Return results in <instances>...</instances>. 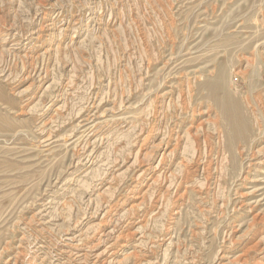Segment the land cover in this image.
I'll return each mask as SVG.
<instances>
[{
	"label": "rangeland",
	"instance_id": "374dc122",
	"mask_svg": "<svg viewBox=\"0 0 264 264\" xmlns=\"http://www.w3.org/2000/svg\"><path fill=\"white\" fill-rule=\"evenodd\" d=\"M258 220L264 0H0V264H264Z\"/></svg>",
	"mask_w": 264,
	"mask_h": 264
},
{
	"label": "bare ground",
	"instance_id": "6f19581e",
	"mask_svg": "<svg viewBox=\"0 0 264 264\" xmlns=\"http://www.w3.org/2000/svg\"><path fill=\"white\" fill-rule=\"evenodd\" d=\"M244 58H245V57H244ZM246 59H247V58H245V60H246ZM240 71H241V70H240ZM240 75H241V74H240ZM219 76H223V75L221 74V75H219ZM224 77H225V76H224ZM219 78H220V77H219ZM219 78H218V79H219ZM221 78H222V77H221ZM215 80H216V79H215ZM223 81H224V79H223ZM220 82H221V81H220ZM216 84H217L218 86H217ZM216 84H214V85L211 84V88L213 87V90H218V89H219L218 91H221V92H222V91H223V88H224V86H223L224 84H223V85H222V84L219 85L218 83H216ZM220 88H221V89H220ZM218 101H219V100H218ZM222 101H223V100H222ZM220 104H221V108H222L223 112L225 113V118L223 119V121H224V123L230 128V131H231L232 133H233V132L236 133V131L239 129V125L241 126V128H242L243 130H245L246 127H245V125H244V123H243V121H242L243 119H242V117L240 116V114H237V116H238V120H237V121H234V119H233V117H232V115H231V113H230V111H231L230 109H231V108H226V105L224 104V102H221ZM214 113H215V112H214ZM216 114H217V113H216ZM214 120H215V119H214ZM239 121H240V122L242 121V122L239 124ZM213 123H214V122H213ZM257 123H258V122H257ZM199 125H200V124H199ZM191 127H192V126H191ZM191 127H190V128H191ZM190 128H189V129H190ZM193 128H194V127H193ZM210 128H211V127H210ZM215 128H216V127H215ZM218 128H219V127H218ZM186 130H188V129H186ZM162 131H163V130H162ZM195 131H196V130H195ZM200 131H201V130H200ZM187 132H188V131H187ZM228 132H229V131H228ZM231 132H230V133H231ZM219 133H220V132H219ZM196 135H197V134H196ZM196 135H195V136H196ZM227 135H228V138H229V139L232 138V134H227ZM206 136H208V135H206ZM221 139H222V138H221ZM229 141H231V140H229ZM203 142H204V141H203ZM195 144H196V143H195ZM197 149H198V148H197ZM172 151H173V150H171V152H172ZM162 152H163V151H162ZM160 156H161V155H160ZM162 157H163V155H162ZM188 165H189V164H188ZM194 165H195V164H194ZM186 166H187V165H186ZM183 167H184V166H183ZM188 167H189V166H188ZM190 168H191V167H190ZM184 169H185V168H184ZM187 170H188V169H187ZM191 170H192V168H191ZM188 171H189V170H188ZM141 172H142V171H141ZM176 173H177V172H176ZM153 174H154V173H153ZM148 176H150V175H148ZM151 178H152V177H151ZM151 178H150V179H151ZM153 182H154V181H153ZM143 195H144V194H143ZM137 197H138V196H137ZM143 198H144V197H143ZM143 198H142V200H143ZM137 202H138V201H137ZM141 203H142V202H141ZM135 206H136V205H135ZM140 206H141V205H140ZM131 207H132V206H131ZM133 207H134V206H133ZM136 207H137V206H136ZM136 207H135V208H136ZM137 209H138V207H137ZM113 210H114V209H113ZM117 211H118V210H117ZM117 211H116V212H117ZM114 212H115V211H114ZM109 213H110V212H109ZM110 214H111V213H110ZM115 214H116V213H115ZM117 214H119V213H117ZM113 215H114V214H113ZM114 217H115V216H114ZM114 217H113V218H114ZM254 217H255V216H254ZM109 218H110V217H109ZM257 218H259V217H257ZM261 218L263 219V217H261ZM259 219H260V218H259ZM110 220H111V219H110ZM110 220H109V221H110ZM254 220H255V219H254ZM256 220H257V219H256ZM105 221H106V219H105ZM111 221H112V220H111ZM258 221H261V220H258ZM262 221H264V220H262ZM262 221H261V222H262ZM101 223H102V222H101ZM106 224H107V223H106ZM102 226H103V225H102ZM108 226H109V225H108ZM101 228H102V227H101ZM98 229H99V228H98ZM110 229H111V228H110ZM104 230H105V229H104ZM111 230H112V229H111ZM96 232H97V230H96ZM96 232H95V233H96ZM100 232H101V231H100ZM102 232H103V231H102ZM98 233H99V232H98ZM255 233H256V232H255ZM103 234H104V232H103ZM111 234H112V233H111ZM128 234H129V233H128ZM253 234H254V233H253ZM99 235H100V233H99ZM99 235L97 234V236H99ZM104 235H105V234H104ZM112 235H113V234H112ZM251 235H252V234H251ZM105 236H106V235H105ZM113 236H114V235H113ZM116 236H117V235H116ZM142 236H143V235H142ZM110 237H111V236H110ZM137 237H138V236H137ZM21 238H22V237H21ZM97 238H98V237H97ZM104 238H105V237H104ZM23 239H24V238H23ZM68 239H69V238H68ZM74 239H75V238H74ZM92 239H93V237H92ZM111 239H113V238H111ZM116 239H117V238H116ZM71 240H72V239H71ZM99 240H100V239H99ZM103 240H104V239H103ZM118 240H119V239H118ZM118 240H117V241H118ZM250 240H251V239H250ZM73 241H74V240H73ZM93 241H94V240H93ZM93 241H92V242H93ZM106 241H107V239H106ZM111 241H112V240H111ZM253 241H254V240H253ZM253 241H252V242H253ZM260 241L264 242V236H262V237H261V238H260L255 244H253V243H254V242H253L252 245H251V246L247 249V251H245V252L247 253V252L249 251V249H250V250H255V251H256V250L258 249V245H259V242H260ZM71 242H72V241H71ZM108 242H109V241H108ZM114 242H115V241H114ZM140 242H141V241H140ZM76 243H77V242H76ZM95 243H97V242H95ZM104 243H105V242H104ZM99 244H100V242L98 243V245H99ZM37 245H38V244H37ZM104 245H105V244H104ZM110 245H111V243H110ZM122 245H123V244H122ZM136 245H137V244H136ZM86 246H87V245H86ZM89 246H92V245H89ZM263 246H264V245H263ZM263 246H261V247L263 248ZM34 247H35V246H34ZM36 247H37V246H36ZM82 247H83V246H82ZM104 247H105V246H104ZM108 247H109V246H108ZM42 248H43V247H42ZM89 248H90V247H89ZM113 249H114V248H113ZM115 249H116V248H115ZM115 249H114V250H115ZM134 249H135V248H134ZM139 249H140V247H139ZM17 250H18V249H17ZM36 250H37V249H36ZM88 250L91 251L90 249H88ZM102 250H103V249H102ZM102 250H101V252H102ZM110 250H111V249H110ZM136 250H138V249H136ZM259 250H260V247H259ZM23 251H24V253H25V250H23ZM42 251H43V250H42ZM86 251H87V250H86ZM106 251H107V250H106ZM111 251H112V250H111ZM120 251H121V250H120ZM16 252H17V251H16ZM16 252H15V253H16ZM39 252H40V251H39ZM112 252H113V251H112ZM115 252H116V251H115ZM138 252H139V251H138ZM19 253H20V252H19ZM77 253H78V252H77ZM97 253H98V252H97ZM103 253H104V252H103ZM106 253H108V252H106ZM113 253H114V252H113ZM130 253H131V252H130ZM94 254H95V253H94ZM108 254L111 255V252H109ZM114 254H115V253H114ZM137 254H138V253H137ZM14 255H16V254H14ZM26 255H27V254H26ZM45 255H46V254H45ZM92 255H93V254H92ZM100 255H101V254H100ZM116 255H117V254H116ZM124 255H125V254H124ZM126 255H127V254H126ZM126 255H125V256H126ZM130 255H131V254L128 253V257H129ZM246 255H247V254H246ZM89 256H90V255H89ZM243 256H244V255L242 254V257H243ZM14 257H16V256H14ZM25 257H26V256H25ZM25 257H24V258H25ZM31 257H32V256H31ZM31 257H30V258H31ZM55 257H56V255H55ZM78 257H79V256H78ZM86 257H87V256H86ZM93 257H94V256H93ZM95 257H96V256H95ZM98 257H99V256H98ZM106 257H107V256H106ZM108 257H109V256H108ZM130 257H131V256H130ZM19 258H20V256H19ZM46 258H47V257H46ZM52 258H53V257H52ZM89 258H90V257H89ZM91 258H92V257H91ZM104 258H105V256H104ZM124 258H125V257H124ZM124 258H123V259H124ZM235 258H236V257H235ZM240 258H241V257H240ZM53 259H54V258H53ZM93 259L95 260V259H97V258H93ZM107 259H108V258H107ZM113 259H114V258H113ZM120 259H122V258H120ZM125 259H126V258H125ZM130 259H131V258H130ZM233 259H234V258H233ZM244 259H245V257H244ZM244 259H243V260H244ZM25 260H26V258H25ZM94 260H93V262H94ZM101 260H102V259H101ZM108 260H109V259H108ZM135 260H136V259H135ZM143 260H145V259H143ZM10 261H11V260H10ZM12 261H13V260H12ZM19 261H20V260H19ZM42 261H43V260H42ZM49 261H50V260H49ZM57 261H58V259H57ZM103 261H106V260H103ZM103 261H101V262H103ZM110 261H111V259H110ZM116 261H117V260H116ZM118 261H119V260H118ZM137 261H140V260H137ZM146 261H147V260H146ZM237 261H238V260H237ZM22 262H23V261H22ZM25 262H26V261H25ZM29 262H30V260H29ZM29 262H26V263H29ZM31 262H33V261L31 260ZM31 262H30V263H31ZM38 262H39V261H38ZM47 262H48V261H47ZM50 262H51V261H50ZM50 262H49V263H50ZM59 262H60V261H59ZM91 262H92V261H91ZM122 262H123V261H122ZM122 262H121V263H122ZM124 262H125V261H124ZM240 262H241V261H240ZM257 262H258V261H257ZM34 263H35V262H34ZM52 263H53V262H52ZM61 263H63V262H61ZM88 263H90V262H88ZM95 263H96V262H94V264H95ZM142 263H143V262H142ZM232 263H233V262H232ZM232 263H231V264H232ZM59 264H60V263H59ZM99 264H100V263H99ZM101 264H102V263H101ZM113 264H114V263H113ZM117 264H119V263H117ZM122 264H123V263H122ZM139 264H140V263H139ZM147 264H148V263H147Z\"/></svg>",
	"mask_w": 264,
	"mask_h": 264
}]
</instances>
